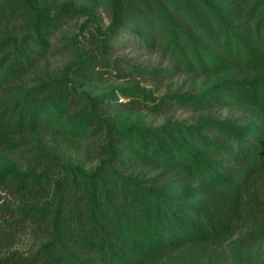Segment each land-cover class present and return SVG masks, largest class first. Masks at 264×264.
Masks as SVG:
<instances>
[{
    "label": "trees",
    "instance_id": "1",
    "mask_svg": "<svg viewBox=\"0 0 264 264\" xmlns=\"http://www.w3.org/2000/svg\"><path fill=\"white\" fill-rule=\"evenodd\" d=\"M106 4L102 28L77 0H0V153L27 156L24 167L0 165V264H155L186 245L213 250L243 228L250 242L263 240L264 0ZM79 15L88 16L82 40L62 39L70 60L42 65L57 50L54 33ZM129 43L174 69L116 57ZM176 71L209 81L163 97L140 84ZM114 80L133 83L82 89ZM171 106L198 112L195 123L131 117ZM225 108L248 115L212 113ZM40 133L87 139L97 165L62 159ZM26 234L39 245L13 249Z\"/></svg>",
    "mask_w": 264,
    "mask_h": 264
},
{
    "label": "rangeland",
    "instance_id": "2",
    "mask_svg": "<svg viewBox=\"0 0 264 264\" xmlns=\"http://www.w3.org/2000/svg\"><path fill=\"white\" fill-rule=\"evenodd\" d=\"M58 3L66 0H55ZM77 3L93 7L96 12L95 24L105 28L110 22V13L106 4V0H77ZM88 19L87 15H79L72 19H67L63 22L61 27L54 33L52 38V47L57 49L52 56L46 57L42 60V65L50 70H57L63 67L67 61L70 60L71 55L63 48V37L79 34L82 40L83 35L80 34L81 28L86 24ZM91 27V26H90ZM59 49V50H58ZM116 57L124 58L130 63L144 67L151 68H171L173 65L169 60L160 55L159 53H151L147 50L140 49L133 43L127 46H122L116 51ZM209 81L207 77L195 78L192 75L176 71L173 77L156 81L146 82L140 81L141 86L151 90L155 96L163 97L167 94L175 92H186L188 90L198 91L202 85H206ZM133 82L129 80H114L110 82H103L98 85H84L82 89H86L93 94H99L107 87L127 86ZM212 113L220 118H237L246 117L248 114L243 110L237 109H215ZM129 111L124 110L123 116H128ZM131 115V113H130ZM134 119L152 126H160L168 119H178L187 124L195 123L198 112L195 110L185 108L182 106H171L168 112L164 114H155L147 111L134 112L131 117ZM39 136L44 140L47 146L55 153L61 156L62 159L72 158L78 165L85 169L95 167L98 160L87 157V149L89 142L87 139L74 138L67 140L63 137H54L47 133H40ZM11 161L24 167L27 163V156L22 152H15L13 154L0 153V165L2 161ZM2 201H0V204ZM16 205V200H13ZM247 228H243L240 233L232 238L224 241L222 244L216 246L213 250L209 249L202 251L193 246H183L179 249L172 250L164 257H162L155 264H238L237 261L243 264H264V239L252 243L244 238ZM40 240L33 234H26L21 236L19 242L13 249L22 252H29L35 249Z\"/></svg>",
    "mask_w": 264,
    "mask_h": 264
}]
</instances>
